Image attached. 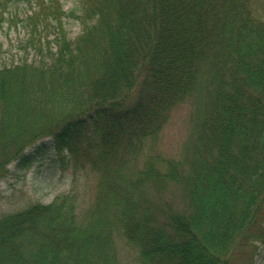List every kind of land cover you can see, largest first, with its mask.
<instances>
[{"label":"trees","instance_id":"1","mask_svg":"<svg viewBox=\"0 0 264 264\" xmlns=\"http://www.w3.org/2000/svg\"><path fill=\"white\" fill-rule=\"evenodd\" d=\"M77 2L38 0L27 20L53 19V45L0 65V176L80 150L95 204L83 219L73 181L1 216L0 264H121L118 230L143 264H230L264 200V17L249 0ZM64 15L82 24L71 39ZM183 101L191 135L165 158L158 138Z\"/></svg>","mask_w":264,"mask_h":264},{"label":"rangeland","instance_id":"2","mask_svg":"<svg viewBox=\"0 0 264 264\" xmlns=\"http://www.w3.org/2000/svg\"><path fill=\"white\" fill-rule=\"evenodd\" d=\"M2 1V0H0ZM78 0H58L63 10L78 6ZM256 12L264 17V0H249ZM41 12L38 0H4L0 6V65L10 64L23 59L36 61L47 54L46 47L53 45L56 34L54 20L50 17L40 25V30L29 23L27 16L33 11ZM27 20V21H25ZM62 24L67 38L76 36L82 24L70 17L62 16ZM192 103L183 101L170 113L169 119L159 135L157 148L165 158H178L190 138V115ZM38 141L35 143L37 144ZM34 144V145H35ZM31 147V146H30ZM29 148V147H28ZM27 148V149H28ZM65 151L48 148L37 159L24 168H18L14 160L6 165V171L0 176V217L8 213L22 210L35 202H50L57 194L70 190L77 191L76 208L85 219L84 210L93 207L97 195V175L89 173L86 168L74 167L75 160L85 163L86 155L79 150L77 157L63 156ZM64 160L67 167L60 168L59 162ZM74 175L78 181L74 180ZM179 202V191L174 192ZM264 230V200L260 202L255 218L238 246L230 256V264H264V248L258 237ZM114 242L118 247L121 264H143L138 251L131 242L124 239L120 230L114 234ZM257 247V248H256Z\"/></svg>","mask_w":264,"mask_h":264}]
</instances>
